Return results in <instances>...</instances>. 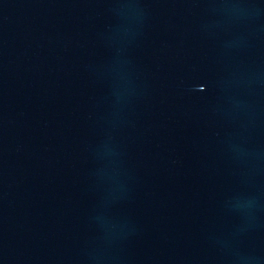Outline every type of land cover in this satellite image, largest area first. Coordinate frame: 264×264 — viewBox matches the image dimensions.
I'll use <instances>...</instances> for the list:
<instances>
[{
	"label": "water",
	"instance_id": "obj_1",
	"mask_svg": "<svg viewBox=\"0 0 264 264\" xmlns=\"http://www.w3.org/2000/svg\"><path fill=\"white\" fill-rule=\"evenodd\" d=\"M0 264H264V0H0Z\"/></svg>",
	"mask_w": 264,
	"mask_h": 264
}]
</instances>
